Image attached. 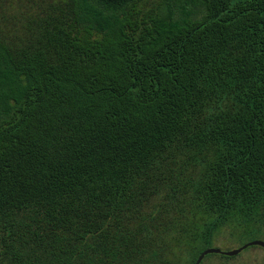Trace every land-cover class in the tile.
<instances>
[{"label": "trees", "instance_id": "1", "mask_svg": "<svg viewBox=\"0 0 264 264\" xmlns=\"http://www.w3.org/2000/svg\"><path fill=\"white\" fill-rule=\"evenodd\" d=\"M33 5L0 16V264L264 237V0Z\"/></svg>", "mask_w": 264, "mask_h": 264}, {"label": "rangeland", "instance_id": "2", "mask_svg": "<svg viewBox=\"0 0 264 264\" xmlns=\"http://www.w3.org/2000/svg\"><path fill=\"white\" fill-rule=\"evenodd\" d=\"M161 0H149L152 2H160ZM35 0H0V16H10L21 12H27L33 9ZM23 5V8L21 9ZM254 241L253 238H247L245 241H238L231 237L230 230L225 228L217 237L214 248H219L223 251H231L238 249L248 242ZM256 240L264 241V237L259 236ZM230 260L223 259L219 255L212 258L204 259L203 264H264V249L261 247H250L236 257H230Z\"/></svg>", "mask_w": 264, "mask_h": 264}, {"label": "water", "instance_id": "3", "mask_svg": "<svg viewBox=\"0 0 264 264\" xmlns=\"http://www.w3.org/2000/svg\"><path fill=\"white\" fill-rule=\"evenodd\" d=\"M250 247H261L264 249V241L254 240V241L246 243L245 245H243L242 247L238 249L231 250V251H223L219 248H214V247L208 248L202 252L196 264H201L203 260L209 255H223L226 257H236Z\"/></svg>", "mask_w": 264, "mask_h": 264}]
</instances>
